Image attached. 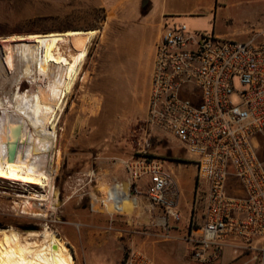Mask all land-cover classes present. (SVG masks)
<instances>
[{
  "label": "rangeland",
  "instance_id": "rangeland-1",
  "mask_svg": "<svg viewBox=\"0 0 264 264\" xmlns=\"http://www.w3.org/2000/svg\"><path fill=\"white\" fill-rule=\"evenodd\" d=\"M142 2L0 0L2 39L98 31L58 124L53 167L57 170L55 188L61 205L47 211L43 218H36L26 205L33 190L0 179V230L42 232L47 226L62 239L75 264H126L129 255L137 251L154 264H198L190 258L188 263L170 258L181 248L163 242V226L154 220L144 222L135 208V197L145 198L143 203L149 204L150 200L144 188L131 186L127 163L145 152L181 161L174 174L181 189L182 222L192 214L196 189L195 166L178 140L162 133L147 143L145 105L150 52L161 28L174 23L226 40L242 42L257 35L258 42H264V0H152L149 14V4L143 9ZM213 6L217 10L211 12ZM62 52L69 56L77 49L68 44L62 46ZM14 89L11 80L0 83V96ZM29 89L27 81L20 86L22 93ZM164 166L170 163L166 161ZM108 190L127 194L129 201L125 204L132 208L115 210L108 201ZM163 217L170 219L165 213ZM27 226L34 229L26 230ZM30 240L42 241L40 237Z\"/></svg>",
  "mask_w": 264,
  "mask_h": 264
},
{
  "label": "built area",
  "instance_id": "built-area-1",
  "mask_svg": "<svg viewBox=\"0 0 264 264\" xmlns=\"http://www.w3.org/2000/svg\"><path fill=\"white\" fill-rule=\"evenodd\" d=\"M162 133L182 144L197 169L193 204L202 215L190 259L211 264L237 240L264 264V42L257 35L240 42L182 23L165 26L154 54L148 145ZM127 170L131 186L181 220L179 184L160 158L145 152ZM126 264L154 263L137 251Z\"/></svg>",
  "mask_w": 264,
  "mask_h": 264
},
{
  "label": "bare ground",
  "instance_id": "bare-ground-1",
  "mask_svg": "<svg viewBox=\"0 0 264 264\" xmlns=\"http://www.w3.org/2000/svg\"><path fill=\"white\" fill-rule=\"evenodd\" d=\"M97 34L92 30L0 38V83L11 80L15 88L0 96V179L33 190L29 191L26 205L36 218H43L47 211L61 205L55 188L57 170L53 167L58 124ZM68 44L77 49L74 55L62 52V46ZM24 81L30 89L22 93ZM56 156L60 158V151ZM37 188L44 189V193ZM107 193L115 210L127 207V194ZM35 237L42 241L30 240ZM0 264L75 261L62 239L45 226L42 232L0 230Z\"/></svg>",
  "mask_w": 264,
  "mask_h": 264
},
{
  "label": "crops",
  "instance_id": "crops-1",
  "mask_svg": "<svg viewBox=\"0 0 264 264\" xmlns=\"http://www.w3.org/2000/svg\"><path fill=\"white\" fill-rule=\"evenodd\" d=\"M151 2H152V0H149L148 14L151 12V8H152ZM216 10H217L216 7L213 6L211 12L216 11ZM162 31H163V27L159 31L157 39L154 42L152 49H151V52H150L151 71H150L149 77H148V79H149V90L146 92L147 93V100H146L147 102L145 105V110H147L148 101H149L150 92H151V78H152V71H153L155 47H156V44L158 43V41L161 37ZM217 36H219V35H217ZM160 159L163 162V166H164V163L166 161H168L170 163V166H164V167H165V169L169 170L173 174H174V170L176 169V166H179V164H181V163H179V162H181L179 160H173V159H167V158H160ZM174 159H176V157ZM177 162L179 164H177ZM183 165H185V164H183ZM181 168H182V166H181ZM196 176H197V169L195 167V178H196ZM145 184H146V180H143L142 183H140L141 186L142 185L144 186ZM180 191H181V189H180ZM142 197H145V196H142ZM141 200H145V198L135 197V208H136V212L142 213L143 221L149 223V222H152V220H154L155 223L162 225L163 229H164V233H165V237L163 239V242L172 243L173 244V245H171L172 248H175V249L181 248L182 251H173V253L175 252V254H173V255L170 254V258L171 257L173 259L177 258L178 260H180V263L181 262L183 263V260L186 263H188L187 260H189L188 258H190L189 252H190V249L193 245L194 237L197 235L196 229L199 226V224L201 223L202 210L200 209V211L197 212L196 209L194 210V204H193L192 214H191L190 218H187L185 220V222H182L181 220L176 222V221H173L172 219H169L167 221V219L165 217H163L164 212L160 207L155 206L151 202L149 204L146 201H145V203H143V201H141ZM180 202H181V197L179 200L178 210L180 209ZM146 213H149V214H147V217L145 219ZM151 213L152 214L155 213V215H152ZM195 213L197 214V216L195 215ZM193 215L196 216L197 219H195V221H193V223H192ZM121 234L122 233H120V232L117 233L118 236H120ZM148 235H150V234H148ZM178 244L179 245L181 244V246H179ZM240 260L244 261V262H242V264H245L246 262H249V261L256 263V261L253 259V255H251L249 252L245 251L242 248L241 244L237 240H234V241H231L224 248L222 256L217 261H215L211 264H231L233 262L240 261Z\"/></svg>",
  "mask_w": 264,
  "mask_h": 264
},
{
  "label": "water",
  "instance_id": "water-1",
  "mask_svg": "<svg viewBox=\"0 0 264 264\" xmlns=\"http://www.w3.org/2000/svg\"><path fill=\"white\" fill-rule=\"evenodd\" d=\"M149 4V0H143L142 2V8L145 9ZM26 230H29V229H34V227H31V226H27L25 227Z\"/></svg>",
  "mask_w": 264,
  "mask_h": 264
}]
</instances>
